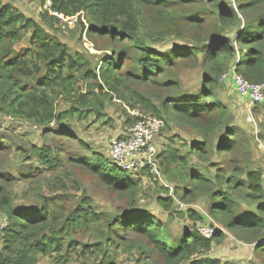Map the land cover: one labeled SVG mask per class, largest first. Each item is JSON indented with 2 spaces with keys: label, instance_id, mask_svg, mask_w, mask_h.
I'll list each match as a JSON object with an SVG mask.
<instances>
[{
  "label": "trees",
  "instance_id": "trees-1",
  "mask_svg": "<svg viewBox=\"0 0 264 264\" xmlns=\"http://www.w3.org/2000/svg\"><path fill=\"white\" fill-rule=\"evenodd\" d=\"M237 1L239 13L245 16L241 28V18L234 10L215 0L210 1L212 5L209 8L199 6L197 9L190 6L195 3L191 0H51L49 8L44 7L45 0H42L46 11L42 13L41 22L26 16L13 1L0 0V113L38 126L60 125L61 135L70 137L69 120L83 118L92 110L100 113L104 97L109 92V98L115 95L131 108L138 107L142 112L152 113L158 118L162 113L174 115L184 125L202 128L204 140L206 134L220 124L226 111L216 96L220 85L218 79L223 72L232 68L250 82L264 81V0ZM50 11L65 17L83 16L88 35L107 39L113 53L100 60L98 70L91 67L86 56L71 51L57 38L54 25L61 18ZM179 21L186 22L193 31L199 29L203 34L199 42L201 47H205L207 67L200 96H187L185 102L176 100L179 95L172 96L180 90L179 82L161 81L159 76L179 63L181 58H194L197 54L194 47H177L170 56H166L153 53L147 44L136 38L140 24L151 28L162 25L164 33L174 34L181 29ZM232 27L237 30L233 40L217 37ZM25 38L28 44L18 49L17 46ZM114 44L120 45V49L113 48ZM132 50L137 51L134 57L130 54ZM129 79L150 87L152 91L147 96V93L134 90L127 93L131 83ZM123 82L128 84L122 88L120 84ZM84 86L87 87L85 92ZM150 95L161 98L159 106L152 102ZM59 97L73 104L68 109L57 111L55 103ZM227 134L231 135V132ZM229 139L219 144L218 152L231 147ZM202 145L204 142L197 144L195 150H202ZM7 146L0 143V156ZM31 150L41 164L51 169H56L61 162L58 154L48 145L34 146ZM68 160L83 165L110 189L126 192L127 199L133 201L138 191V180L131 172L113 164L110 158L94 154L93 158ZM181 160L184 158L177 148L167 146L158 152L157 146L161 173L163 177L168 176L170 181L164 177L168 182L176 183V192L180 181L203 182L198 174H186L184 165L179 166L181 163L178 161ZM249 176L255 175L250 173ZM0 178L5 185L13 180L6 174H0ZM230 183L231 179L218 177L216 185L226 184L230 189ZM58 187L60 194L44 198L41 206L36 208L14 204L13 196L0 186V213L7 222L0 230V264H39V258L43 256L53 257L58 264H67L73 258L79 264H120L118 255L122 249L118 242L114 243L119 229L127 234L134 232L142 236L144 241L133 245L140 253L156 251L161 258L157 264H237L214 255L192 257L198 249L208 251L214 244H219L226 235L215 230L206 237L197 230L198 226L208 225L206 220L191 208L186 210L194 223L199 221L203 224L185 232L181 240L171 241L166 237L163 225L144 210L131 206L129 210L111 215L96 211L87 196H83L72 209L66 200L67 185L64 191L60 182ZM213 195H220V199L211 202V214L216 212L224 216V227L233 231L238 240L255 243L254 253L263 256L264 244H257V241L262 238L264 220L254 214L238 217L227 191H215L211 193ZM158 201L167 208L174 199L170 195L167 199L158 198ZM258 208L260 211L264 209L261 206ZM240 232L248 234L249 238L238 235ZM84 236L92 237V240L83 241ZM130 249L131 246L127 250ZM127 257L130 261L134 260L132 256ZM136 262L154 264L140 258Z\"/></svg>",
  "mask_w": 264,
  "mask_h": 264
},
{
  "label": "rangeland",
  "instance_id": "rangeland-1",
  "mask_svg": "<svg viewBox=\"0 0 264 264\" xmlns=\"http://www.w3.org/2000/svg\"><path fill=\"white\" fill-rule=\"evenodd\" d=\"M13 1L14 4L26 16L32 17L41 22L42 13L45 10L42 0H3ZM190 6L209 8L211 0H191ZM218 4L233 9L238 18H241L239 28L243 27L244 15L240 14L237 0H215ZM42 4V5H41ZM264 7V5H262ZM58 16V15H57ZM60 22L54 25V32L57 38L65 43L73 52H79L86 56L91 64L98 70L100 60L111 56L113 50L107 43L106 38H99L97 35L90 36L86 32L87 23L83 16H74L76 20L67 19L68 17L59 16ZM73 17V18H74ZM81 21V22H80ZM181 28L179 33H164L162 25H155L154 28L147 27L145 24L138 25L136 38L149 46L153 53H161L170 56L174 48L181 47L193 48L197 54L194 58H181L179 63L170 66L165 73L159 76L161 81L177 80L180 90L173 93L177 96L178 102H185L187 96H200V89L204 84V77L207 75V67L204 57L205 47L200 44L203 34L200 30L189 29L186 22L179 21ZM84 25V27H82ZM162 29V30H161ZM240 30V29H239ZM237 34L236 28L225 29L217 37L232 39ZM194 35H197L195 38ZM216 37V36H215ZM220 37V38H221ZM28 38V37H27ZM197 41H196V40ZM28 44L27 39H23L17 48ZM113 48L120 49V45L114 44ZM133 51V50H132ZM137 51L130 53L133 57ZM98 72V71H97ZM131 81L130 88L126 89L140 92L146 96L152 91L142 83ZM34 82V81H32ZM128 82L121 83L125 87ZM218 86L216 91L217 99L225 106L226 111L219 125L211 132L205 133L206 138H202L204 130L202 128H192L180 123V119L174 115L162 113L163 126L156 137L158 152L167 146L177 148L184 160L179 162V166L185 168V172L198 174L203 178V182L197 183L190 179L176 183H170L168 176L160 171L159 177L150 174L146 168H141L133 172V176L138 180V191L133 201L127 199L126 192H117L102 184L95 175L91 174L83 165L68 158H93L94 154H101L110 158L108 150L110 142L117 136L125 133L133 124L136 113L152 114L142 112L138 107L131 108L117 99L115 95L109 96V92L104 97V107L100 113L92 110L85 117L70 119L68 131L70 137L61 135L58 128L60 125L51 123L47 127L34 125L19 118H12L0 113V143L8 145L6 151L0 156V174H6L13 178L11 184H6L0 178V186L6 193L13 196V203L21 206L32 205L36 208L41 206L44 198H49L54 194H60L61 190L58 183L63 187L67 185V204L74 209L78 201L87 196L91 206L96 211L117 214L129 210L132 206L138 210H144L151 214L158 224L163 225L166 237L173 240H181L185 232L194 230L200 223L189 216L186 208H191L200 214L210 215L214 229L224 232L228 241L214 244L208 251L199 250L192 257L211 256L212 253L220 254L223 261H231L237 264H264V255L254 253L255 243L241 241L236 238L233 231L224 227L225 219L220 213L210 212L212 201L219 200L220 195H213V192H229L232 201V209L238 217H247L249 214L259 216L264 220V209L260 211L259 206L264 207V180L262 170L264 168V102L254 107H249L246 102H238L239 94L232 95L231 90ZM105 88V87H104ZM87 89L83 87V92ZM106 89V88H105ZM215 96V97H216ZM240 97V96H239ZM152 102L159 106L161 98L150 95ZM59 97L55 103L56 110L68 109L73 104ZM193 102V101H192ZM251 113L253 122L246 121V116ZM154 115V114H152ZM156 117H158L156 115ZM65 123V122H64ZM61 127V126H60ZM230 131L231 135L227 132ZM230 138L231 147L220 153L217 151L219 144ZM204 142L202 150H195L196 145ZM48 145L54 153L58 154L59 165L56 169H51L40 163L38 157L32 153V148ZM201 152V153H200ZM159 161V158H158ZM254 174L251 177L249 174ZM258 175V176H257ZM180 175H178L179 177ZM231 179V187L226 184L216 185L217 178ZM259 179L258 181L256 179ZM170 181V180H169ZM244 184H243V183ZM170 186L165 190L164 184ZM236 183H241L235 186ZM185 191V193H184ZM186 191H189L186 194ZM171 192L175 202L169 207H164L158 198L167 199ZM186 197H185V195ZM183 196V197H182ZM215 196V197H214ZM178 202L183 203L180 207ZM7 222L0 213V230ZM116 241L122 249L118 255L120 264H138L137 258L145 262H161V258L156 251L150 253H140L134 243L144 241L142 236L134 232H122L118 230ZM212 232V234H213ZM211 234V235H212ZM238 235L249 238L248 234L239 233ZM262 238L257 244H264V228L261 232ZM1 236V231H0ZM92 240V237H83L84 240ZM1 240V237H0ZM113 243V244H114ZM132 244V245H131ZM116 245V246H118ZM131 246L130 250H127ZM253 248V255L248 257L247 253L242 255L238 249ZM127 256H132L133 261ZM219 256V255H218ZM39 264H58L51 256L39 258ZM67 264H79L76 258Z\"/></svg>",
  "mask_w": 264,
  "mask_h": 264
},
{
  "label": "built area",
  "instance_id": "built-area-1",
  "mask_svg": "<svg viewBox=\"0 0 264 264\" xmlns=\"http://www.w3.org/2000/svg\"><path fill=\"white\" fill-rule=\"evenodd\" d=\"M50 4L51 0H45L44 7L49 8ZM50 12L63 16L57 12ZM73 17H68L67 19H77ZM218 80L221 84L231 80L236 92L240 98L248 103L249 107H254L264 102V81L260 83L250 82L232 68L223 72ZM135 115L136 119L127 131L110 142L108 150L110 160L117 167L131 173L141 168H146L150 174L159 177L161 170L157 161L156 137L163 126V121L151 114L136 113ZM253 120L251 113H248L246 121L253 122ZM262 178L264 180V168L262 170ZM164 186L170 188L167 184H164ZM169 195L172 196L171 192ZM178 204L183 207V203L178 202ZM197 230L206 237H209L213 232V228L208 225L198 226Z\"/></svg>",
  "mask_w": 264,
  "mask_h": 264
},
{
  "label": "crops",
  "instance_id": "crops-1",
  "mask_svg": "<svg viewBox=\"0 0 264 264\" xmlns=\"http://www.w3.org/2000/svg\"><path fill=\"white\" fill-rule=\"evenodd\" d=\"M224 87H226L228 90H231L230 91V93H232V95H237L236 94V89H235V87H234V85H233V83H232V81L231 80H228L226 83H224ZM245 102V100L244 99H242V98H240L239 96H238V102ZM246 103V102H245ZM203 216H206L205 218L203 217ZM202 217L206 220L205 222H206V224H208V225H213L214 226V224L211 222V219H210V215H209V217H208V215L207 214H202ZM204 222V223H205ZM224 241L226 242V241H228V238H227V236L224 238ZM252 251H253V248H248V249H244L243 251H241V250H239L238 249V252L240 253V254H242V255H245V253H247V255H248V257H250L251 255H253V253H252ZM215 256V257H219V258H221L222 259V257L220 256V254H217L216 255V253H212V256ZM219 255V256H218Z\"/></svg>",
  "mask_w": 264,
  "mask_h": 264
},
{
  "label": "clouds",
  "instance_id": "clouds-1",
  "mask_svg": "<svg viewBox=\"0 0 264 264\" xmlns=\"http://www.w3.org/2000/svg\"><path fill=\"white\" fill-rule=\"evenodd\" d=\"M208 226H210V227H212V228L214 227L213 225H208ZM213 229H214V228H213Z\"/></svg>",
  "mask_w": 264,
  "mask_h": 264
},
{
  "label": "water",
  "instance_id": "water-1",
  "mask_svg": "<svg viewBox=\"0 0 264 264\" xmlns=\"http://www.w3.org/2000/svg\"><path fill=\"white\" fill-rule=\"evenodd\" d=\"M204 218L206 217V216H203Z\"/></svg>",
  "mask_w": 264,
  "mask_h": 264
}]
</instances>
